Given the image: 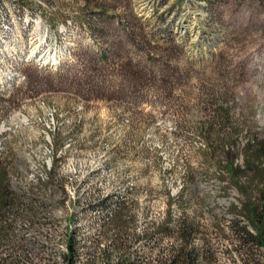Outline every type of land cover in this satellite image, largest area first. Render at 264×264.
<instances>
[{
	"label": "rangeland",
	"instance_id": "rangeland-1",
	"mask_svg": "<svg viewBox=\"0 0 264 264\" xmlns=\"http://www.w3.org/2000/svg\"><path fill=\"white\" fill-rule=\"evenodd\" d=\"M87 1L0 0V169L21 202L0 257L63 264L74 236V264L119 243L159 264L169 210L240 264L229 224L263 174L231 170L264 163V0Z\"/></svg>",
	"mask_w": 264,
	"mask_h": 264
},
{
	"label": "trees",
	"instance_id": "trees-1",
	"mask_svg": "<svg viewBox=\"0 0 264 264\" xmlns=\"http://www.w3.org/2000/svg\"><path fill=\"white\" fill-rule=\"evenodd\" d=\"M98 1V0H96ZM98 3L97 11L102 14H106L107 0ZM85 6H89L86 0ZM260 152H264V147L261 146ZM264 155V153H263ZM246 165L243 168L253 171H260L263 174V178L260 183L257 181L250 182L251 188L256 189V197L248 199L242 203L239 210L242 216L236 215L229 224L233 234L239 239L238 255L240 257V264H264V163L262 166L258 163L252 164L249 160L246 161ZM234 167L231 170V175L237 178L240 173L241 166ZM239 191V190H238ZM241 192L243 190L241 189ZM21 205L18 198L10 194L8 186L6 184V172L5 169H0V248L3 244L14 245L17 243L11 236L13 229V218L18 216L17 208ZM235 206L232 207L235 210ZM9 215H12V219H9ZM118 215V212L114 217ZM115 218H112L111 222L114 226L121 228V225ZM241 218V219H240ZM242 220V221H241ZM245 220L247 222H245ZM171 216L169 210L165 219L156 226L153 233L150 236L157 234H163L169 237H173L174 243L171 244L164 257H160L159 264H218V260L210 242L204 237L202 233V225L194 218L185 217L179 222L178 229L172 230L169 227ZM216 228H220V223H215ZM202 237V244L200 247L193 244L194 238L197 236ZM74 237V236H73ZM73 237H69L66 245V253L62 256L63 264H74V258L76 256V244L77 242ZM118 240L121 241V232L118 234ZM117 252L119 258L115 264H135L132 256L126 252H120L121 244L117 245ZM102 253L106 255V250H102ZM0 264H19L12 260V256L7 254L0 257Z\"/></svg>",
	"mask_w": 264,
	"mask_h": 264
},
{
	"label": "bare ground",
	"instance_id": "bare-ground-1",
	"mask_svg": "<svg viewBox=\"0 0 264 264\" xmlns=\"http://www.w3.org/2000/svg\"><path fill=\"white\" fill-rule=\"evenodd\" d=\"M56 57V56H55ZM52 64V63H51ZM55 65V64H54ZM244 145V144H243ZM237 162L239 163L238 165L241 166L243 168V159L242 156L240 155V160H237Z\"/></svg>",
	"mask_w": 264,
	"mask_h": 264
}]
</instances>
